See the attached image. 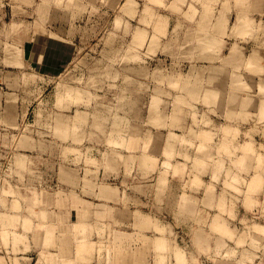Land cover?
<instances>
[{"label": "rangeland", "instance_id": "374dc122", "mask_svg": "<svg viewBox=\"0 0 264 264\" xmlns=\"http://www.w3.org/2000/svg\"><path fill=\"white\" fill-rule=\"evenodd\" d=\"M142 256L264 264V0H0V264Z\"/></svg>", "mask_w": 264, "mask_h": 264}, {"label": "crops", "instance_id": "0c3cea01", "mask_svg": "<svg viewBox=\"0 0 264 264\" xmlns=\"http://www.w3.org/2000/svg\"><path fill=\"white\" fill-rule=\"evenodd\" d=\"M133 243H134V242H133ZM135 244L140 246V243H135ZM124 245H125V246H126V245H127V246H130V242H126L125 244H123V246H124ZM111 258H112V257H111ZM144 258H145L144 256H142V257H136V258H135V257H130V258H127V259L124 258V260H123V259H122V260H123V263H128V264H135V263L140 264V262L143 260L142 263L145 264V263H144V260H145ZM103 259H104V260H103ZM119 259H120V258H119ZM149 259H152V263H151V264H156V260L154 259L153 256H152V258H151V256H150ZM102 260H103V262H104L103 264H106V263H105V261H106V257L102 258L101 261H102ZM120 260H121V259H120ZM120 260H116V258H114V260H111L112 262L109 261L108 264H112V263H115V261H120ZM131 260H132V261H131ZM131 262H132V263H131Z\"/></svg>", "mask_w": 264, "mask_h": 264}, {"label": "bare ground", "instance_id": "6f19581e", "mask_svg": "<svg viewBox=\"0 0 264 264\" xmlns=\"http://www.w3.org/2000/svg\"><path fill=\"white\" fill-rule=\"evenodd\" d=\"M82 214H86V213L83 212ZM82 225L84 226V224H82ZM77 227H78V226H77ZM85 227H86V226H85ZM83 228H84V227H82V229H81V228H80V225H79V229L83 230ZM77 229H78V228H77ZM79 229H78V230H79ZM85 229H86V228H85ZM42 240H43V239H42ZM66 243L68 244V242H66ZM67 244H66V245H67ZM60 245H61V244H60ZM64 245H65V244H64ZM66 245H65V247H67ZM61 248H62V246H61ZM63 248H64V247H63ZM63 248H62V250H63ZM67 248H69V245H68ZM64 249H66V248H64ZM66 250H67V249H66ZM66 250H64V251H66ZM60 251H61V249H60ZM61 252H62V251H61ZM61 252H60V253H61ZM67 252L69 253V251H66V255L68 254ZM64 253H65V252H64ZM64 253L62 252L63 255H64Z\"/></svg>", "mask_w": 264, "mask_h": 264}]
</instances>
